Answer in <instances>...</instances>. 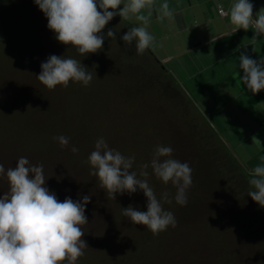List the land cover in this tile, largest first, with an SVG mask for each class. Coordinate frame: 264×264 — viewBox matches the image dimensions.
Listing matches in <instances>:
<instances>
[{"label":"trees","instance_id":"16d2710c","mask_svg":"<svg viewBox=\"0 0 264 264\" xmlns=\"http://www.w3.org/2000/svg\"><path fill=\"white\" fill-rule=\"evenodd\" d=\"M47 24V18L35 5L34 0H0V63L2 59L9 57L13 60L14 57H21L24 53L33 59L38 58L39 62H46L45 55L48 52L43 53L46 47L42 48L43 43L54 42L59 52H64L63 57L80 61L92 73L93 79L89 85L100 80H107L110 84L108 99L106 100L105 96L99 99L101 103L99 113L105 110L106 105L127 103L137 107L139 114L144 116V119L139 118V115L129 120V141L120 143L121 145L114 148L126 157L135 156L132 171L139 173L140 165L150 163L157 145L170 146L173 149L172 158L187 162L192 168V185L187 190V205L181 206L174 199L171 204L162 202L164 209L174 214L177 226L175 228L168 226L165 231L155 236L146 226L133 224L122 214V209L130 205L136 210L147 211V198L142 190L138 189L131 195L127 192L116 193L113 200L107 195L106 190L100 188L98 178L94 176L92 188L97 189V192L94 191L97 198H91L86 205L85 214L89 211L95 213L91 204L102 201L104 197L106 205L110 204V200L116 201L117 207L109 208L112 213V229L115 232L126 229L130 235L118 241L116 248L108 249L109 251L102 248L103 250L91 261L82 258L79 262L81 264H166L163 257H156V253L158 251L163 256L160 248L168 232L195 226L206 230L211 243L215 246V257L211 259L210 264H264V207L248 196V192L252 190L248 182L251 177L151 49H146L143 54L137 55L135 42L131 45L124 44L121 37L131 28L129 23L118 15L115 16L102 29V34L105 36L102 48L96 53H88L84 56L79 54L75 47L57 41L54 31L50 30ZM109 29L115 31V39L107 37ZM30 38L41 40V52L36 48L34 51L37 54L43 53L44 59L37 57L36 53H29L26 41ZM49 56L51 55H47ZM77 83L82 84L69 81L68 87L57 85L56 89L49 90L42 83L34 82L30 88L31 97L28 98L38 99L42 103L45 100L50 101L47 106L50 115L60 117L62 122L53 128L50 122L31 125L29 121L23 119L22 122L17 120L18 124L15 126L23 136L29 135L34 126L35 129L33 128L32 131L37 130L39 135L44 136L34 145L48 154L53 151L56 143L59 144L53 137L61 135L68 137L71 144L63 150L66 159L87 165L91 172V166L84 161L94 151L95 143L99 138L103 137L105 141L107 140V130L104 131L102 128L105 125L100 123L93 126L100 136L93 137V132L89 133V124L92 122L89 121L92 120L94 112L91 98L85 103L87 99L84 96L79 99L68 97L78 106L81 105L78 107L79 111H76L75 107L70 110L63 109L58 104L60 96H56L58 100H55L52 95L57 89L69 90L72 95L70 87ZM46 95L53 97L47 100ZM151 101L152 108L156 107L146 112V107ZM69 117L79 124L71 122ZM75 128L81 131L73 132ZM68 132L71 136L67 135ZM73 146L78 149L77 153L71 151ZM147 171L148 182L158 199L165 191L170 194V198L174 197L176 188L171 182L165 185L152 174L150 167ZM87 192L89 190L81 191L80 200L88 195ZM246 217H250L251 231L247 234L248 237L246 233L241 237L244 244H235V247L226 244L224 240L227 239L228 231L235 228V222L246 232ZM239 248H243L241 252ZM193 252L191 249L190 255L197 260Z\"/></svg>","mask_w":264,"mask_h":264},{"label":"clouds","instance_id":"9594fccd","mask_svg":"<svg viewBox=\"0 0 264 264\" xmlns=\"http://www.w3.org/2000/svg\"><path fill=\"white\" fill-rule=\"evenodd\" d=\"M34 3L47 18V27L54 31L55 39L75 47L83 56L102 48L105 40L102 29L117 15L123 20L134 18L138 22L139 26L129 28L121 37L125 45L135 42L137 55L154 44L155 38L149 33L148 25L155 0H34ZM121 5L123 7L117 11ZM218 7L223 15L230 16L236 30H248L253 26V42L264 36V8L254 18V5L249 0H234L227 12L223 5ZM145 9L147 14H144ZM165 18H174L166 0L157 10V20L163 22ZM107 37L115 39V31L109 29ZM40 67L37 79L49 90L57 85L68 87L69 81L88 86L93 79L80 61L70 57L51 55ZM239 68L243 70L241 81L248 90L253 94L264 90V57L255 60L242 52ZM53 139L61 148L69 144V138L63 135ZM71 151L77 153L78 149L73 146ZM172 153L170 146L157 145L150 163L140 165L137 173L131 170L135 156H124L110 148L101 137L84 163L91 166L90 174L98 178L100 188L113 200L116 193L131 195L138 189L143 191L147 211L136 210L130 205L122 209V214L133 224L146 226L155 236L168 226H177L174 214L165 210L163 203L171 204L174 199L177 204L186 206L187 190L192 185V168L187 162L172 158ZM149 167L165 185L171 182L176 188L174 197L170 198L165 191L160 199L157 198L147 179ZM0 178H6L9 183V191L0 196V264H62L65 261L76 264L88 247L81 239L85 235L81 226L88 223L85 206L91 197L85 195L77 201L66 197L59 201L45 186L43 165H31L25 157L7 170L0 164ZM248 182L252 189L248 196L264 207V165L254 168Z\"/></svg>","mask_w":264,"mask_h":264},{"label":"rangeland","instance_id":"374dc122","mask_svg":"<svg viewBox=\"0 0 264 264\" xmlns=\"http://www.w3.org/2000/svg\"><path fill=\"white\" fill-rule=\"evenodd\" d=\"M26 42L29 47V53L31 54L36 53L34 48H36L38 52H41L42 48L46 46L43 49V53L45 51V53L48 52L47 55L64 56V52H59V49L54 42H51L52 44L43 43V46L41 40L36 38H30ZM43 53H36V56L44 59ZM47 55H45V60L48 58ZM1 61L0 164H3L5 170L14 168L18 159L21 157L27 158L31 165L39 166L42 164L46 181L45 186L50 192H54L57 199L61 202L66 197L71 198L73 201L80 200L81 195L79 196V194H81V191L83 190H89L87 194L90 195L92 199L97 198V195H94V191L97 192V189L93 190L92 188L94 186V176L90 174V169L87 165L77 164L75 161H68L63 154L65 147L61 148L58 143L55 144V147L50 154L36 148L34 143L41 140L40 138L44 136L39 135L37 130L32 131L33 128L35 129L34 126L29 135L24 134L26 137L21 135L16 129L17 127L15 125L18 124L16 121L20 120L22 122L23 119L27 120V122L29 121L31 125L50 122L53 128L62 122L60 117L50 115V110L47 109V106L51 103L50 101L45 100V102L42 103V101H39L38 99L28 98L31 97L30 88L32 87V84L38 81L37 76L41 72L40 65L42 62H39L38 58L35 57V59H33L25 53L21 57H14L13 60L7 57ZM164 67L168 70L166 64ZM94 77H96V75H94ZM38 82L41 83L40 81ZM109 85L110 84L107 80L95 81L89 86L77 83L70 87L73 92L72 95H70L69 90L59 89L52 92V95L55 100H58L56 99V96H60L61 99H59L60 102L58 101V104L63 109L67 108L70 110L75 107L76 111H79L78 107H81V105L78 106L77 103L70 100L69 98H72L71 96L77 99L84 96L87 99L85 103H88L91 98L94 112L93 118L89 123L92 121L94 125L91 122L88 131L89 133L93 132V137H98V131L95 130L93 126L100 123L105 125L102 128H104V131L106 129L108 133L106 142L110 148L114 149L116 146L121 145L120 143H127L129 141V120L138 117L139 115V118L144 119V116L139 114L137 107L121 102V104L106 105L104 108L105 110H103L102 113H99V106L101 105L99 99H102L103 96H105L106 100L108 99L110 94ZM45 94H47V92H45ZM53 96H51V98ZM46 98L47 100L51 99L49 95H46ZM197 100L198 98L196 101ZM152 105V101L148 103L146 112H150L151 109L153 110L156 107L153 106L152 108ZM199 105H202V103H199ZM203 112L205 113V118L213 124L212 127L219 137L224 140V143H226L233 155L235 156V153L236 155H239V153L241 154V149L236 148L235 134H232L235 130L234 126H230L228 120H225L224 122L221 114L218 113L217 110L215 112L214 110L204 109ZM69 118H71V122H76L72 117ZM76 123L79 124V122ZM225 129L227 130L225 131ZM78 130V128H75L73 132ZM94 134L97 135L95 136ZM67 135L71 136L69 132ZM70 144L71 142L69 141L67 147H69ZM89 150H91V148H89ZM241 156L242 157H238L243 160L242 162H239L243 165V163H246L247 158H245L243 154H241ZM7 191H9V183L7 179L0 178V196ZM104 202L105 197L102 201L100 200L96 202V204H91V208L95 210V213L89 211L85 214L88 223L81 226L82 231L85 233L81 239L87 243L88 247L83 250L84 255L79 257L76 264H81L79 261L82 258L86 261L88 259L91 261L103 249L109 251L108 249L116 248L117 242L122 241L129 234L126 229L118 232L113 231L111 222L112 213H110L109 208H116V201L113 202V200H110L109 205H106ZM85 208L87 209V206H85ZM249 219L250 217H246V232L235 222V228H231V230L228 231L229 234L227 239L224 240L226 244H230L233 247H235V244H244L241 237H244L245 233L246 235L250 234ZM236 248L238 249V247ZM191 249L194 251L193 253H195L197 260L196 258L193 259L192 255H190ZM242 249L243 248H239L240 252ZM160 250L163 252V256L157 251L156 257H163V261L166 264H210L211 259L215 257V246L211 243L208 233L206 230L195 226L191 228H181L172 233L168 232ZM62 264H67V262H62Z\"/></svg>","mask_w":264,"mask_h":264},{"label":"crops","instance_id":"0c3cea01","mask_svg":"<svg viewBox=\"0 0 264 264\" xmlns=\"http://www.w3.org/2000/svg\"><path fill=\"white\" fill-rule=\"evenodd\" d=\"M164 2L155 0L152 9L148 31L155 40L151 49L204 116V109L217 110L224 122L234 126L236 148L247 158L243 166L251 177L256 166L264 165V90L253 94L242 83L239 56L246 52L255 60L264 57V36L253 42V26L236 30L230 16L219 13L218 5L227 12L234 0H166L174 18L160 22L157 10ZM249 2L255 18L264 0ZM125 21L139 26L134 18ZM241 154L235 153L240 162Z\"/></svg>","mask_w":264,"mask_h":264},{"label":"built area","instance_id":"2783aa9c","mask_svg":"<svg viewBox=\"0 0 264 264\" xmlns=\"http://www.w3.org/2000/svg\"><path fill=\"white\" fill-rule=\"evenodd\" d=\"M225 11V10H224ZM219 13L221 14V15H223L222 13H221V10L219 9Z\"/></svg>","mask_w":264,"mask_h":264}]
</instances>
